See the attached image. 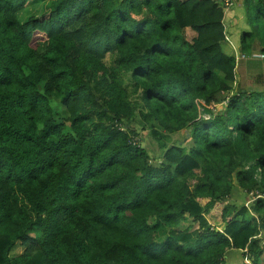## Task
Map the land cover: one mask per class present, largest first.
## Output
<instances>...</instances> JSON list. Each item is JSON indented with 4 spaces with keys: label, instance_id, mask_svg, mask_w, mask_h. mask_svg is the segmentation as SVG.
I'll list each match as a JSON object with an SVG mask.
<instances>
[{
    "label": "trees",
    "instance_id": "1",
    "mask_svg": "<svg viewBox=\"0 0 264 264\" xmlns=\"http://www.w3.org/2000/svg\"><path fill=\"white\" fill-rule=\"evenodd\" d=\"M225 16L0 0V264H264V197L232 201L264 196V64L239 66ZM250 20L264 54V0Z\"/></svg>",
    "mask_w": 264,
    "mask_h": 264
},
{
    "label": "crops",
    "instance_id": "2",
    "mask_svg": "<svg viewBox=\"0 0 264 264\" xmlns=\"http://www.w3.org/2000/svg\"><path fill=\"white\" fill-rule=\"evenodd\" d=\"M232 1L234 5L228 10L224 9L226 13L225 25L227 30V36L229 43L231 45L230 52L236 56L237 60L239 61V66L241 67H244L246 63L249 64L251 61L250 59L257 60L256 62L264 64V58H253V57L247 59L241 58L242 55L244 54L242 49V36L244 33L249 32L252 29L251 20H250L251 10H252V0H232ZM223 95L227 96V94H223ZM215 106H217L218 109L222 108L220 107V104H216ZM234 194H240L242 196L243 195L245 196V193L241 190H238ZM245 200L246 202L244 204L246 206H250L248 196L247 197L245 196ZM236 256H237L236 254L233 255V253H231L229 259H232L233 257ZM237 262H241V258L232 261V263H237Z\"/></svg>",
    "mask_w": 264,
    "mask_h": 264
},
{
    "label": "rangeland",
    "instance_id": "3",
    "mask_svg": "<svg viewBox=\"0 0 264 264\" xmlns=\"http://www.w3.org/2000/svg\"><path fill=\"white\" fill-rule=\"evenodd\" d=\"M34 5V4H33ZM30 6L28 9H29V11H28V13H27V15L25 16V18H27L28 16H30V15H35V14H39V13H41L40 12V10L42 11V10H44L41 6H42V4H41V6L39 7V5L38 4H35L34 6ZM47 8V7H46ZM40 9V10H39ZM45 11V10H44ZM253 26H257V27H259V23L255 20V18L253 17ZM56 100V102H58V99L56 98L55 99ZM57 104V103H56ZM63 115H65V114H63ZM206 118H207V116H205ZM135 125H136V122H134V121H132L131 123H130V127L131 128H134L135 127ZM185 139V137L183 136V135H180V134H177V135H175V136H173L172 137V141L171 142H177V141H183ZM141 144H148L149 145V148L151 149V151H152V155H153V157L156 159H158V158H160L159 157V155L161 154L160 153V149H159V147H158V144H157V142H155L154 140H152L150 137H149V135H147V134H141ZM232 201H233V203L234 204H237V205H241V204H244L245 202H246V200H245V196L243 195H240V194H234V198L232 199ZM248 204V203H247ZM185 224H187V222H184ZM38 235V234H37ZM19 253H21V249L19 248L18 250H16V252H15V254L17 255V254H19ZM242 256L240 255V253H238L237 254V256L236 257H233L232 258V261H235V260H237V259H240Z\"/></svg>",
    "mask_w": 264,
    "mask_h": 264
},
{
    "label": "built area",
    "instance_id": "4",
    "mask_svg": "<svg viewBox=\"0 0 264 264\" xmlns=\"http://www.w3.org/2000/svg\"><path fill=\"white\" fill-rule=\"evenodd\" d=\"M214 1L216 3H219L222 6V8L225 10H228L229 8H231L234 5L232 0H214ZM253 58H264V55L257 54V55H254ZM226 104H227V102L223 103V105H226ZM247 196H248L250 204H253L258 198L264 197L259 192H251Z\"/></svg>",
    "mask_w": 264,
    "mask_h": 264
},
{
    "label": "clouds",
    "instance_id": "5",
    "mask_svg": "<svg viewBox=\"0 0 264 264\" xmlns=\"http://www.w3.org/2000/svg\"><path fill=\"white\" fill-rule=\"evenodd\" d=\"M258 53H252V54H247V53H244L242 55V59H247V58H250V57H253L254 55H257ZM260 55V54H259ZM264 55V54H262ZM245 57V58H244ZM224 102H227V101H223L221 104H220V107H223V106H226V105H223ZM215 106V105H214ZM251 205V204H250Z\"/></svg>",
    "mask_w": 264,
    "mask_h": 264
}]
</instances>
